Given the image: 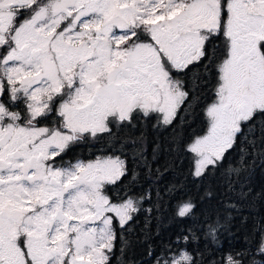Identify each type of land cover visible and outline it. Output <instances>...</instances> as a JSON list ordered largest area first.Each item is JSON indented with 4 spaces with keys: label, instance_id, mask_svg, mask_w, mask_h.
<instances>
[{
    "label": "snow or ice",
    "instance_id": "6c2138e0",
    "mask_svg": "<svg viewBox=\"0 0 264 264\" xmlns=\"http://www.w3.org/2000/svg\"><path fill=\"white\" fill-rule=\"evenodd\" d=\"M145 124L167 134L152 160L187 159L188 183L161 188L169 162L142 150L130 167L119 133ZM249 157L264 160V0H0V264H111L141 215L177 230L128 264H264V234L209 254L230 213L201 223L192 196Z\"/></svg>",
    "mask_w": 264,
    "mask_h": 264
},
{
    "label": "trees",
    "instance_id": "16d2710c",
    "mask_svg": "<svg viewBox=\"0 0 264 264\" xmlns=\"http://www.w3.org/2000/svg\"><path fill=\"white\" fill-rule=\"evenodd\" d=\"M196 130L200 128V124L195 125ZM191 131V129H190ZM154 130L150 125L138 126L135 129H124L119 133V141L125 146V152L129 158V165L132 166V158L135 152L142 150L152 161L153 169L161 168L169 162L168 170L164 173V181L160 185L161 188L170 186L173 183H188L187 174L190 163L187 159L175 155L169 156L165 152H158V159L152 160L153 150L157 145L165 142V136ZM105 149L111 151L110 143L101 141L99 143H89L83 145L79 150L84 158H88L93 154H100V150ZM248 149L245 145H241L229 156L225 164V169L229 165L238 167L242 156H246ZM248 171L239 177L236 174L231 175V186H228L227 180L222 169L216 174L215 178L206 182L205 188L199 190L192 189V196L197 199L199 209L197 217L201 223L204 221L215 222L218 218L220 222L225 223V218L229 216L227 226L230 231L224 232L220 236L218 244L208 249L209 254L216 248L225 250L241 247H256L264 234V160L253 159L247 160ZM139 176H144V171L136 169ZM154 179V177H153ZM144 183V180H141ZM211 188L212 196H205V191ZM234 205L225 212V205ZM132 234L129 239L133 242L132 248L128 250L127 255H121L117 245V250L112 258L111 264H128V260H140L146 257L143 255L150 245L155 249L161 242H166L172 238L177 226L168 220L158 223L156 220L149 221L146 216L141 215L132 225ZM203 239V237H202ZM195 246V245H194ZM204 244L200 245L203 249ZM222 253L215 252V259L219 260Z\"/></svg>",
    "mask_w": 264,
    "mask_h": 264
},
{
    "label": "flooded vegetation",
    "instance_id": "af4514ba",
    "mask_svg": "<svg viewBox=\"0 0 264 264\" xmlns=\"http://www.w3.org/2000/svg\"><path fill=\"white\" fill-rule=\"evenodd\" d=\"M81 148H82V146L77 149L76 155L82 159H92V158H94L95 155H99V154H93V155L89 156L88 158H84L82 153L79 151ZM66 159H70V157H67Z\"/></svg>",
    "mask_w": 264,
    "mask_h": 264
}]
</instances>
